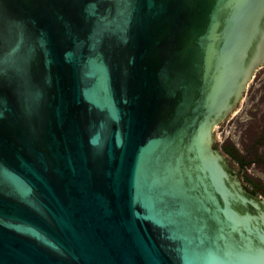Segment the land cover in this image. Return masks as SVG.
Instances as JSON below:
<instances>
[{
  "label": "water",
  "instance_id": "water-1",
  "mask_svg": "<svg viewBox=\"0 0 264 264\" xmlns=\"http://www.w3.org/2000/svg\"><path fill=\"white\" fill-rule=\"evenodd\" d=\"M259 64L264 0H0V264H264L214 145Z\"/></svg>",
  "mask_w": 264,
  "mask_h": 264
},
{
  "label": "flooded vegetation",
  "instance_id": "flooded-vegetation-1",
  "mask_svg": "<svg viewBox=\"0 0 264 264\" xmlns=\"http://www.w3.org/2000/svg\"><path fill=\"white\" fill-rule=\"evenodd\" d=\"M261 67L254 68L250 82L264 73ZM245 88V100L233 102L216 122L214 145L231 175L264 204V79L256 90L254 84Z\"/></svg>",
  "mask_w": 264,
  "mask_h": 264
}]
</instances>
